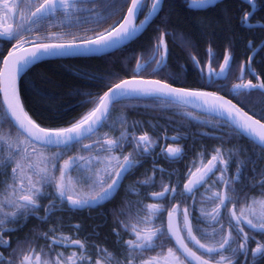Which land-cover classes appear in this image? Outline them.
<instances>
[{
  "label": "trees",
  "instance_id": "1",
  "mask_svg": "<svg viewBox=\"0 0 264 264\" xmlns=\"http://www.w3.org/2000/svg\"><path fill=\"white\" fill-rule=\"evenodd\" d=\"M150 1H146V7L141 12L142 17H145L150 10L152 6ZM196 1L198 0H165L162 12L151 26L133 43L112 54L101 57L51 60L34 66L22 78L19 85L25 111L33 121L46 129L60 130L72 126L88 115L96 107L95 102L112 86L138 76L135 70L138 59L141 58L142 63L149 62L154 53V46L162 41L164 35L169 46L167 48L166 45V56L170 54L171 63L174 64L178 73L184 72L181 65L188 62L186 51L192 48L203 52L206 45L215 47L221 58L222 50L225 47L234 58L238 59L237 57L249 54L250 41L256 45V41L264 36L263 29L258 30L262 31L260 33H254L252 30L244 28L241 21L243 20V11L248 9V6L239 0H225L205 11H196L190 8L191 4ZM258 2L259 10L254 16V21L264 24V0H258ZM0 51L1 68L7 49L3 48ZM151 66L152 64L149 63L142 71L144 75L140 74V76H152L165 80V72ZM193 75V72L188 71L187 80L191 84H196L195 75ZM258 97L260 101H258L256 111L259 114L258 117L264 120V94H260ZM3 112L5 111L0 94V113ZM188 117L183 111V106L173 101L162 102V100L154 98L134 97L117 102L111 110L110 118L101 128V133H104L108 138H116L122 132H127L130 134V138L134 136L137 139L147 135L151 141L143 154L139 156H136V150L130 144H125L123 150L118 151L122 157L130 154L136 156L139 163L126 177L120 196L115 199L117 219L108 213L98 216L92 212L89 218L82 219H79L78 215L59 213L50 216L51 224H45L36 221L30 215L16 222L20 238H12L11 245L17 241L20 244L19 249H21L25 241H30L28 247L31 251H37L36 255L40 256L39 264H45V261L51 264L56 259V254L61 253L65 258L71 256L72 253H76L77 257L86 255L90 258L87 261L77 259L76 264H92V261L97 259L101 260V264H106L101 256L94 254L95 249H107L113 255L122 258L119 256L123 251L120 247L121 239L124 241L135 239L134 233L120 223L124 221L135 225L142 234L157 229L164 233L163 238L159 240V243L163 245L162 248L147 249L133 262V264H145L155 258L160 264L159 262L167 256V250L172 246L165 230V214H161L166 213L170 206L161 207L162 212L159 210L155 214H150L147 209L148 205H161L160 199L154 200L150 198V195L155 192L159 193L161 186L181 185L186 179L184 162L176 166L175 163H169L163 159L161 150L163 144H176L180 147L182 145L183 149L185 147L187 157L184 156V159L193 160L194 158L195 167L201 162L200 154H198L200 152L209 153L212 149L229 152L235 148H241L239 142L234 144L233 141H227V137H215L208 134L212 132V129L222 128L216 125V119H213L215 122L212 128L201 125L205 122L198 119L196 122ZM121 120L124 122H119ZM113 124L116 127L115 132ZM192 124L197 125L188 133L189 145L193 147L191 150L188 144L185 145L187 136L185 133L192 127ZM223 127H225L224 130L232 131L233 136L242 137L231 128L225 125ZM9 130V126L5 125L4 131L8 132ZM164 137H166V142H164ZM175 137L180 138V141L176 139L172 144L169 139ZM242 143L250 146L253 152H261L264 158V150L245 138ZM68 148H82V146L76 144ZM29 152H31L30 148ZM89 152L91 153L90 149ZM3 153L7 154V149ZM52 153L65 155L64 150L52 151ZM190 154L197 155L190 157L188 156ZM2 159L0 157V160ZM24 164L25 169L20 174L23 180L32 176L31 170L26 167V161ZM14 166L0 167V173H7V175L0 174L1 188L5 181L8 184L13 183L11 172ZM261 169L264 172V165L261 166ZM145 180L150 183H141ZM131 186L132 189H130ZM48 188L50 187L48 186ZM148 193L149 197H147ZM176 193H182V191L177 190ZM153 198L155 197L153 196ZM170 202L179 203V199ZM121 212L124 215H121ZM75 225H79V230L74 227ZM83 231L86 235L83 234ZM43 234H47L49 237L45 238ZM62 237L68 239L55 245L51 243L52 239ZM77 240L83 243V250L74 243ZM200 241L206 242L205 240ZM31 251L25 249L23 255L27 253L31 256L34 255ZM62 264H71V261L64 260Z\"/></svg>",
  "mask_w": 264,
  "mask_h": 264
},
{
  "label": "snow or ice",
  "instance_id": "2",
  "mask_svg": "<svg viewBox=\"0 0 264 264\" xmlns=\"http://www.w3.org/2000/svg\"><path fill=\"white\" fill-rule=\"evenodd\" d=\"M130 7L128 8L127 17L124 19L123 23H120L118 27L113 28L111 31L105 34L99 35L95 39H88L83 41V44H78L75 41L72 43H56V44H37L35 49L31 52H25L21 56H16L15 53H9V60L3 61L5 70L0 71V77L3 78V92L5 103L7 105L6 111L0 113V153H3L5 149L8 151V155L0 160V167H12V184H8L7 181L3 182V187L0 188V237H2L4 231H10L5 229L4 225L8 222H18L21 218H27L30 215H35L37 211L40 210V205L38 204V199L42 196L47 195L42 191L45 186H54L55 193L59 196L61 202L67 201L68 206L73 209H83L91 208L101 202L107 201L112 198V195L117 190L120 180L125 176V174L131 172L135 168L139 160L136 156L142 155L146 150L147 146L151 144V141L147 135L140 136L138 139L134 136L130 138V134L127 132H122L120 136L116 138H101V141L97 142V156L89 157H75L71 160L65 161L63 165L57 168L55 163L56 160L60 159V154L57 153L55 157H46L43 152H39L37 148L32 147L31 153L29 148L32 145L33 140H35L41 146L47 145H59L63 144L65 147L74 146L79 143L83 148L91 149V145H83V140L85 138H91L95 135L97 131L104 126L106 119L110 118L109 106L114 102H118V98L122 95H127L130 93L141 92L144 94H161L168 97H174L178 100L189 102L191 99L202 100L205 104H208L213 110L226 112L231 118L232 122L237 125V127L250 136H256L258 138L261 148H264V123L259 120H254L247 113H242L240 109H237L235 105H231L230 101H223L222 97H216L214 93L190 91L182 88H173L170 84L161 83L160 81H135V80H123L120 83L115 84L111 87L103 97L96 101V107L86 116L81 118L80 121L73 124L72 127L66 129H60L57 131H49L40 128L36 125L24 111L23 106L19 100L16 87V77L20 71V66L27 65L37 59L40 54H60L68 49H80L82 46H86L89 51H97L104 47H112L122 40L132 37L143 25L147 22L141 21L139 25L134 24L133 19L141 12V10L146 7L144 0H128ZM211 0H198L200 5H206L210 3ZM255 8L253 0H247ZM23 3V0H21ZM162 0H153L152 11L155 12L159 9ZM5 7L7 5L5 4ZM77 7L76 0H44L38 6H35V11H31V6L29 8L30 19L27 21L29 24H37L41 21L46 20L48 17L53 16L58 10H63L65 13V18L71 20L73 17L69 13V9H75ZM19 15V12L16 13ZM249 27H252L248 20V15L246 14L244 19L241 21ZM264 27V25H261ZM24 28L22 23L16 31L0 30V36H5L9 40L17 39L22 34L21 29ZM30 30V29H28ZM95 45L97 47L93 48ZM159 47V45H158ZM147 63V61H145ZM230 57L225 56L224 67L220 69V73L226 71L229 67ZM140 63L136 64V68H141ZM203 71V70H202ZM211 71L209 75H211ZM236 87L244 88H256L264 89V82L259 83V85H254L251 81L248 84L237 85ZM9 116L11 119H9ZM14 122V124H13ZM124 122V121H119ZM5 125L9 126V131L5 132ZM26 134V135H25ZM22 137V139H21ZM125 144H130L136 150V156L125 155L121 159L119 156L112 155L113 152L122 151ZM23 145V146H22ZM216 155L211 157L206 171L208 173H213L219 171L222 175L219 177L223 181L225 187L229 189L233 194L236 193V189L232 188V184L241 178V170L235 174V180L226 179L223 175L227 170V163L223 160L220 149H216ZM36 155L33 156L32 154ZM181 150L179 148H169L167 150V155L169 157H179ZM106 154V155H105ZM232 155L231 150L229 151V156ZM19 157L20 159H17ZM220 160L222 167L217 168L212 161ZM24 161H27L26 167L31 170L32 174L37 176L38 179L33 181L31 176L27 179V184L24 180L20 178V174L25 169ZM84 161V163H81ZM115 161V164H112ZM253 162L254 161H249ZM103 165V167H101ZM118 169V170H116ZM69 170H79L81 173H85L82 176L84 183L88 184L90 189V195H83L74 198L72 192H74V187L72 184L71 177H68L67 182L65 181V176ZM59 172V178L57 179L53 173ZM91 171L92 175H86L87 172ZM7 175V173H0ZM143 184H148L150 181H142ZM192 184V181H189ZM261 188H264V181H261ZM187 192L191 193L192 188L185 186ZM175 192V189H171ZM169 192L167 187H164L163 192L155 194L157 196H164L165 193ZM216 199L219 201L220 205H225V202L231 203L233 196L227 194H215ZM254 203H259L261 207H264V201H254ZM56 208L55 204H52L49 208L45 209V216L40 217L41 220L47 221L51 214ZM5 209H13L12 211H5ZM147 209L150 214H155L160 209L156 205H148ZM121 215H124L121 212ZM184 228L187 229L188 238L193 240L200 248L205 249L209 254L216 253L219 256L217 264H232V259L223 255V251H231L233 256L243 254L245 257L248 255V250L246 245L249 241V236L244 232L243 223H247L250 228L256 229L258 232H264V214L261 215L257 223H253L252 219H248L245 216L243 209L240 211V215L237 216L235 212L231 214L232 220L235 221V228L228 233L227 236L222 235V239L218 242L217 246H206L198 240L192 232L191 223L188 220L187 210L184 211ZM211 219L219 222V211L214 210L213 213H207ZM123 227L130 229L135 235V239L122 240L120 247L123 249L122 253L119 254L120 257L113 255L107 249H95L94 254L101 256L106 264H133L138 256L142 255L147 249L154 247H163L159 243V240L163 238L164 233L157 229L155 231L145 232L137 230L135 225H131L124 221L120 222ZM231 227V221L229 222ZM79 230V225L74 226ZM223 228V225H221ZM168 231L172 236L175 237L177 244L184 250L187 256L193 258L197 261V264H208V261L203 260L201 257L197 256L195 252L188 248L181 237L179 230L170 221L168 224ZM215 231V229L213 230ZM235 233L233 235L232 233ZM47 238V234H43ZM68 239L67 237H62L59 239H52L51 243L53 245L61 243L63 240ZM243 241V242H241ZM7 243V242H4ZM30 241H25L24 246L21 249H13V259L11 261H0V264H33V256L23 255V251L27 249L31 251L28 247ZM83 250L84 245L80 241H74ZM236 243V248H231L230 244ZM227 246V247H226ZM261 254H264V244L257 243V247L252 251V258L255 261ZM20 259L17 261V256ZM167 256L173 257L177 264H184L180 261L178 256H175L173 250L169 248L167 250ZM87 261L90 259L86 255H81L77 257L76 253H72L69 257H63V254H56V259L51 262V264H62V261H71V264H76V260ZM40 256H35V264H39ZM45 264H49L45 261ZM92 264H101V260L97 259L92 261ZM145 264H158L155 258L150 259L145 262Z\"/></svg>",
  "mask_w": 264,
  "mask_h": 264
},
{
  "label": "flooded vegetation",
  "instance_id": "3",
  "mask_svg": "<svg viewBox=\"0 0 264 264\" xmlns=\"http://www.w3.org/2000/svg\"><path fill=\"white\" fill-rule=\"evenodd\" d=\"M146 1L147 0L144 1L145 5H146ZM224 1L218 3L217 5L223 3ZM239 1L242 4H246L248 6V9H245L243 11L242 19H244L246 14L247 15L250 14L253 6L249 4L247 0H239ZM43 2L44 0H23V3H21V0H0V30L16 31L22 23L24 24V28L21 29L22 34L19 36V38L9 40L5 36H0V49L3 48L7 49L5 56L11 50L19 49L22 47L36 46L37 44H56V43L68 44V43H72L73 41H75L76 43H83V41L85 40L95 39L99 35L105 34L106 32L111 31L113 28L118 27V25L122 23L123 20L125 19L128 13V8L131 6L128 0H76L77 7L75 9H69V13L73 17L71 20L65 18V13L63 12V10H58L55 15L50 16L46 20L41 21L37 24L27 23V21L30 19L29 16L30 6H31V11H35V6H38L40 3ZM197 2L198 1H196V3ZM253 3L255 4L254 13L250 18L248 17L249 23L253 26L249 27L245 24H243V26L248 30H252L254 33H260L262 31L259 32L258 30H262V29L264 30V27L261 26L264 24L261 22L254 21V16L259 10L258 9L259 2L258 0H253ZM5 4L7 5V7H5ZM163 6L161 12L163 10ZM205 10H196V11H205ZM17 12H19V15L16 14ZM149 13L150 10L148 11L145 17H142L140 15V22L141 20L143 21L144 19H146ZM162 38L164 39L167 48H169L168 44L165 41V35ZM164 42L161 41V43ZM161 43L157 44V46L159 45V47L155 50V55L152 56L151 60L147 63L141 64L142 67L140 68V72L141 74H143L142 71L146 69L145 67L150 63L157 70H163L165 72V76H166L165 80L155 78L152 76H139V77L141 78L144 77L145 79H157L161 82L182 89H189V90L192 89L195 91L209 92V93L221 95L223 97H226L233 103H235L242 110L246 111L256 119L264 123V120L258 117L259 114L256 111V106L258 104V101H260V98L258 96L264 93L260 91V89L236 87L237 85L248 84L249 81H251V83L254 85H259V83L264 82V36L260 37L259 40L256 41L255 43L256 45L253 44V41H250L249 54L247 56L237 57L238 59L234 58V56L230 54V51L225 47L222 50L223 56L221 58L218 56L219 52L215 47H209L206 45L207 48L205 47V50L203 52L192 48L191 50L186 51L188 62H184L181 65V67L184 70L183 73H178L177 70H175L176 68L174 64L171 63L170 60L171 57H169L170 54L167 55L168 57L167 56L165 57L164 49L162 48L163 46L160 45ZM175 43L177 44V42ZM155 48L156 45L154 46V49ZM225 56L230 57L229 67L226 71L220 73V69L224 67ZM158 60H160L159 66L157 65ZM170 71H173V73ZM188 71L194 73L196 84H191V82L187 80V78L189 77ZM210 71L212 73L211 75H209ZM159 100H162V102L169 101L167 99H159ZM183 111L186 114L188 113L189 115L188 114L187 115L196 122L198 120L205 122L201 124L204 125L205 127L213 128L215 122L213 121V119H216L217 120L216 125L222 128L212 129L213 133L211 132L208 134L215 137H222V138L227 137L226 138L227 141L229 140L230 142L233 141L234 144H237V142L240 143L241 148H235L233 151H231L232 152L231 156H229L228 151L221 152L223 156V160L227 163V170L226 172L223 173L226 179L235 180V174L238 171V169L241 170L242 172L241 178L238 181H236L234 184H232V188L236 189V193L233 194L229 189L225 187L223 181L219 179V177L222 175L221 172L214 170V174H213V173H208L206 171L208 167H211L209 161L211 160V157L213 155H216L215 150L212 149L210 150L209 153L206 152L198 153L200 154L201 162L195 167L194 158L193 160L184 159V156L187 157V150H185V147L183 149L182 145L181 147L176 144L173 145L175 148H179L181 150V153L179 157H175V159H171L167 155V150L170 147L169 145H166L167 146L166 147L164 143L163 146L161 147L163 153V159L164 160L166 159V161H168L169 163L170 162L175 163L176 166L181 165V163L184 162V166L186 168V173H185L186 179L183 181L181 185L161 186L159 189L160 190L159 193L163 192L164 187H167L169 189V192L165 193L164 196L162 197L157 195L155 196V194H158L157 192H155L154 194L150 195V198L154 200H157L158 198L161 200V205H156L160 207L159 209H161V207L166 208L170 206V208L166 211V213H161V214H165L164 217H165L166 228H167L168 216L170 214H174L176 227L178 228L181 237L184 238V241L187 244L188 248L191 249L193 252H195L196 255L201 257L203 260L208 261V264H217V261L219 260V256L216 253L209 254L204 252L203 250L205 249L200 248L197 244H194L193 241L188 238L187 229L184 228V215H183L184 211L187 210L188 220L191 223L194 236L198 240H205L206 241L205 243H202L201 241L200 242L202 244H205L206 246L218 247V242L222 239V235L227 236L228 233L232 231L233 228H235V221L232 220V216H231L233 212H235L236 215L239 216L241 209H243L245 212V216L248 219H252L253 223H257L261 215L264 214V207H261L259 203H254V201L257 202L264 201V188L260 187L261 181H264V172L261 169V166L264 165V158L261 152H253L250 146H247L246 143H242V141H244L243 136L242 137L233 136L232 131H228V129L224 130L225 127L223 126L225 125L231 128L236 134L240 135L233 127H231L225 121H222L221 119H218L211 115L199 114L187 107H183ZM196 125L197 124H192V127L188 130L187 133H185L187 135L185 145L188 144V146H190L188 133L193 128H195ZM113 128H114L113 131L115 132L116 131L115 125ZM104 137H106V135H104V133H101V129H99L95 135L91 136L90 139L87 138L83 140V145L92 146V148L90 149L91 153L89 152L88 148H83V147L74 148V149L67 148V151L65 150L66 148L61 149L65 151V155H60V157L65 160H62L60 158L59 160L55 161L57 168L63 165L64 161H67L71 158L97 156V152H98L97 142L101 141V138ZM176 139L180 141V138L175 137L172 141V144ZM164 142H166V137H164ZM249 142L252 143L251 141ZM32 147L37 148L39 152L48 151L46 157L47 156L55 157V155L52 153L54 149L38 146L32 143L30 147V151ZM190 147L192 150L193 147L192 146ZM58 151H60V149ZM44 153L45 152H43V154ZM113 154L117 155L118 151L113 152ZM7 155L8 153L7 154L0 153V157L2 158L6 157ZM32 155L35 156L36 154L33 153ZM196 155L197 154H190L188 156L195 157ZM250 160L254 161V163L249 162ZM82 162L83 161H81V163ZM212 163L215 164L217 168L222 167V164L219 159L216 161H212ZM75 171L76 170H69V172L65 176L66 182L69 176L73 177L72 173L73 175L76 176ZM203 171H204L203 175L200 176L202 178L204 177L206 178L204 183L194 192L188 193L185 189L186 184L189 182V180L192 177L199 175ZM55 173L53 175H55ZM72 184L73 187L76 186L75 182H73ZM121 189L115 195V197H113V199L101 205L87 208L85 210H77L70 208L68 206L67 201L61 202L59 196L55 193L54 186H50V188L47 187L42 189V191L47 195L42 196L41 198L38 199L40 210L37 211L35 215L32 216L36 221L43 222L45 224H51L52 222L51 220L47 219V221H43L40 219V217L45 216V209L49 208L52 204H55L56 208L51 215L59 214V213H62L63 215L64 214L78 215L79 219H82V218H89V215L92 212H95L96 214H98V216H102L103 214L105 215L108 213L111 216L114 215L116 219L117 212H116L115 199L119 198ZM130 189H132V186L130 187ZM171 189H175V192H172ZM177 190H181L182 193H176ZM132 193L133 191L131 190V194ZM217 193L222 195L227 194L233 196L232 202L228 203L226 201L225 205H220L219 201L216 199L215 194ZM70 194L74 195L73 192ZM153 196L155 198H153ZM73 197L77 198V196H73ZM147 197H149V193ZM177 198L179 199V203L173 204V202H170L175 199L177 200ZM217 209L219 211V222L211 219V217L207 215V213L214 214V210ZM12 210L13 209H5V211H12ZM162 211L163 210H160V212ZM230 221H231V227L229 226ZM221 225H223V228H221ZM241 226L243 227L244 232H246L250 238L246 245V248L248 250L247 257H245L243 254L233 256L230 249L223 251V255L226 257H230L232 259V264H264V254H261L255 261H253L252 258V251L257 247V243L264 244V232H258L256 229L250 228L246 222L243 223ZM4 228L9 229L10 231H4L2 237H0V261H11L13 259L12 250L19 249L20 244H18V242L15 241V243L11 245L10 240L12 238L15 239L20 238L19 228L16 227V222L5 223ZM214 229L215 231H213ZM83 234L86 235L85 231H83ZM232 234L235 235L234 232ZM230 247L236 248L237 245L236 243H231ZM171 249L173 250L175 256L179 257L180 261H183L184 264H190V262H188L179 252L177 247L175 248L172 245ZM38 252L42 253L43 251H38ZM31 253L34 254L32 256H33V264H35V256L38 253L36 250L31 251ZM26 255H28V253ZM19 259L20 256L18 255L17 261ZM172 259L174 258L172 257ZM163 264H167V263H163ZM168 264H172V263L168 262Z\"/></svg>",
  "mask_w": 264,
  "mask_h": 264
},
{
  "label": "water",
  "instance_id": "4",
  "mask_svg": "<svg viewBox=\"0 0 264 264\" xmlns=\"http://www.w3.org/2000/svg\"><path fill=\"white\" fill-rule=\"evenodd\" d=\"M145 1V0H144ZM224 0H211L210 3L206 4V5H200L199 3H196V4H193L191 7V9L193 10H205V9H208V8H211V7H214L215 5H217L218 3L222 2ZM249 3V2H248ZM164 4V0H162V3L159 7V9L155 12L151 11L150 15L148 16L147 18V22L143 25V27H141L139 29V31H137L132 37L128 38V39H125V40H122L120 41L119 43H117L116 45L112 46V47H104V48H101L100 50H97V51H89L87 49L86 46H82L80 49H68V50H65L63 53H60V54H40L38 55L37 59H35L34 61H32L31 63L27 64V65H21L20 66V71L16 77V87H17V94H18V97H19V100L22 104V101H21V98H20V93H19V84H20V81L22 80V78L36 65L40 64V63H43L45 61H51V60H61V59H74V58H89V57H101V56H104V55H109V54H112L120 49H122L123 47L131 44L132 42H134L135 40H137L146 30L147 28L151 25V23L157 18L158 14L160 13L161 9H162V6ZM250 4V3H249ZM252 5V4H251ZM254 13V8L252 7V11L250 12V14L248 15V17L250 18ZM140 14V13H139ZM139 14L133 19V23L138 25V19H139ZM127 17V15H126ZM125 17V18H126ZM124 21V20H123ZM123 23V22H122ZM78 44H83V43H78ZM93 48L97 47L95 45L92 46ZM35 49V46H29V47H22V48H19V49H14L12 51H10L9 53H15L16 56H21L23 55L25 52H31ZM9 53L6 55V57L4 58V61L5 60H9L10 57H9ZM5 70V66H4V63H2V67H1V70L0 71H4ZM3 78L0 77V93H1V97H2V103H3V106H4V109L6 111V108H7V105L5 103V98H4V92H3V82H2ZM126 80H135V81H159V80H152V79H142V78H129V79H126ZM120 83V82H119ZM163 83V82H161ZM115 86V85H114ZM112 86V87H114ZM173 87V86H172ZM173 88H176V87H173ZM252 89H260L259 87H256V88H252ZM264 91V89H262ZM109 91V90H108ZM108 91H106L105 93H107ZM199 92V91H198ZM104 93V94H105ZM206 93H209V92H206ZM103 94V96H104ZM139 95H143V96H148V95H151V94H144V93H141V92H135V93H130V94H127V95H122L118 98V102L124 98H127V97H133V96H139ZM155 95L156 97H163L165 95H161V94H153ZM102 96V97H103ZM216 96V95H215ZM167 99H170V100H173L175 102H178L182 105H185L187 107H189L190 109H192L193 111L199 113V114H203V115H211V116H214L218 119H221L227 123H229L231 126H233L240 134H242L245 138H247L248 140L252 141L253 143H255L256 145H258L260 147V144H259V141H258V138L256 136H250L248 135L246 132H244L243 130L239 129L237 127L236 124H234L231 120V118L227 115L226 112H223V111H218V110H213L212 108H210V106L208 104H205L202 100H198V99H191L189 102L185 103L184 101H181V100H178L174 97H168L166 96ZM216 97H219V96H216ZM223 101H229L227 100L226 98H223ZM117 102H114L112 105L109 106V113L113 107V105H115ZM231 105H234L233 103H231ZM23 106V104H22ZM235 107L237 109H240L238 106L235 105ZM24 109V107H23ZM241 110V109H240ZM25 111V109H24ZM26 112V111H25ZM242 113H245L243 110H241ZM27 113V112H26ZM28 115V113H27ZM249 116V115H248ZM28 117L30 118V116L28 115ZM9 119H11V117L9 116ZM31 119V118H30ZM32 120V119H31ZM255 120V119H254ZM33 121V120H32ZM34 122V121H33ZM35 123V122H34ZM262 123V122H261ZM14 124V122H13ZM36 124V123H35ZM37 125V124H36ZM39 126V125H38ZM40 127V126H39ZM42 128V127H40ZM47 130V129H45ZM49 131H56V130H49ZM26 135V134H25ZM33 143H36L38 144L35 140H33ZM39 145V144H38ZM44 147H49V148H53V149H60V148H64L65 145L63 144H59V145H47V146H44ZM264 149V148H262ZM170 158H175V157H170ZM204 171L201 172L199 175H196L194 177H192L190 180L192 181V184H189V182L186 184L187 187H191L193 190L192 192H194L196 189H198L205 181V177L202 178L200 175H203ZM128 174V173H127ZM127 174H125V176L120 180V183L117 187V190L114 192V194L112 195V198H110L109 200L113 199V197H115V195L118 193L120 187L122 186V183L125 179V177L127 176ZM189 180V181H190ZM191 192V193H192ZM189 193V192H188ZM107 200V201H109ZM107 201H104V202H101L97 205H101ZM95 205V206H97ZM93 206V207H95ZM88 208V207H86ZM86 208H83V209H86ZM170 216H171V222L173 223V225L176 227V224H175V216L174 214H170L168 216V220H167V232H168V235L171 237V239L173 240L175 246L178 248V250L180 251V253L183 255V257L188 261L190 262V264H197V261L194 260L193 258L187 256V254L184 252V250L182 248H180V246L177 244L176 242V239L174 236L171 235V233L168 231V224H169V221H170ZM193 232V231H192ZM194 235V234H193ZM193 241V240H192ZM194 244H196L194 241H193ZM204 252H206L205 250H203ZM207 253V252H206Z\"/></svg>",
  "mask_w": 264,
  "mask_h": 264
},
{
  "label": "rangeland",
  "instance_id": "5",
  "mask_svg": "<svg viewBox=\"0 0 264 264\" xmlns=\"http://www.w3.org/2000/svg\"><path fill=\"white\" fill-rule=\"evenodd\" d=\"M152 2H153V0H151L150 1V4L152 5ZM150 5V6H151ZM188 114V113H187ZM189 115V114H188ZM43 152H45L44 153V155L46 156L47 154H48V151H43ZM55 154V156H56V153H54ZM60 155H61V153H59ZM112 155H114L113 153H112ZM115 156H119V157H121V159L123 158L122 157V155L120 154V153H118L117 155L115 154ZM48 157V156H47ZM90 156H86L85 157V159H87V158H89ZM91 157H94V156H91ZM72 159V158H71ZM71 159H69V160H71ZM68 161V160H67ZM65 162V161H64ZM82 163H84V161L82 162ZM112 164H115V161H112ZM101 167H103V165H101ZM76 172V173H75ZM74 173L76 174V176L75 175H73V173H72V176L74 177V180H73V177H71V180L73 181V182H75L76 183V186L74 187V195L73 196H83V195H90L91 193H90V189H89V187H88V184H86V183H84L83 182V180H82V176L85 174V173H81L79 170H76ZM55 173V172H54ZM53 173V174H54ZM86 174H88L89 176H91L92 175V172L91 171H89L88 173H86ZM59 175H60V173L59 172H56L55 173V177L56 178H59ZM21 179H22V177H21ZM28 179V178H27ZM27 179H24L25 180V184H27ZM31 179L33 180V181H35V180H37L38 179V177L37 176H35V175H33L32 174V176H31ZM72 182V183H73ZM48 186H45L44 188H47ZM50 187V186H49ZM43 188V189H44ZM117 219V218H116ZM162 261V262H161ZM159 263L160 264H163V263H167L168 264V262H171L172 264H177V261L176 260H174V259H172V257H168V256H165L164 258H162V260H161Z\"/></svg>",
  "mask_w": 264,
  "mask_h": 264
},
{
  "label": "bare ground",
  "instance_id": "6",
  "mask_svg": "<svg viewBox=\"0 0 264 264\" xmlns=\"http://www.w3.org/2000/svg\"><path fill=\"white\" fill-rule=\"evenodd\" d=\"M198 3V2H197ZM194 4H196V2L194 3ZM142 11V10H141ZM148 11V10H147ZM150 13H151V11H150ZM150 13L148 14V16L150 15ZM140 15H141V12H140V14H139V19H138V25L140 24ZM148 16H147V18H148ZM144 17V16H143ZM237 19V18H236ZM142 21V20H141ZM143 21H145V19L143 20ZM218 21V20H217ZM177 43H179V42H177ZM182 43V42H181ZM255 52H257V51H255ZM254 52V53H255ZM253 53V54H254ZM187 58V57H186ZM250 59H251V57H250ZM250 59H249V61H250ZM184 60V59H183ZM248 64H249V62H248ZM173 73V72H172ZM135 75V74H134ZM194 76V75H193ZM161 82V81H160ZM164 83V82H163ZM172 86V85H171ZM173 87H175V86H173ZM176 88H178V87H176ZM187 90H189V89H187ZM190 91H195V90H192V89H190ZM260 91H262L263 93H264V91L262 90V89H260ZM199 92H201V91H199ZM216 96H219V97H222V98H226V97H223V96H221V95H217V94H215ZM139 96H143V95H139ZM146 97H156L155 95H153V94H151V95H148V96H146ZM162 98H167L166 96H163ZM227 99V98H226ZM227 100H229V99H227ZM169 101H173V100H170L169 99ZM230 101V100H229ZM174 102V101H173ZM231 103H233L232 101H230ZM234 105H236L235 103H233ZM237 106V105H236ZM183 107H187V106H185V105H183ZM239 107V106H238ZM187 108H189V107H187ZM240 108V107H239ZM113 109V108H112ZM190 109V108H189ZM241 109V108H240ZM129 110V109H128ZM242 110V109H241ZM150 111V110H149ZM152 111V110H151ZM244 111V110H243ZM245 113H247L246 111H244ZM247 115H249V116H251L253 119H255V120H258V119H256L255 117H253L252 115H250L249 113H247ZM122 116V115H121ZM147 121V120H146ZM260 121V120H259ZM261 122V121H260ZM227 123V122H226ZM229 124V123H228ZM230 125V124H229ZM231 126V125H230ZM231 127H233V126H231ZM234 128V127H233ZM235 129V128H234ZM236 130V129H235ZM237 131V130H236ZM238 132V131H237ZM239 133V132H238ZM85 139H87V138H85ZM84 139V140H85ZM250 141V140H249ZM252 142V141H251ZM77 144H79V143H77ZM76 145V144H75ZM68 147H71V145L70 146H68ZM65 150H67V148L65 149ZM87 209V208H86ZM77 210H85V209H77Z\"/></svg>",
  "mask_w": 264,
  "mask_h": 264
}]
</instances>
